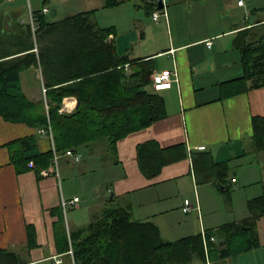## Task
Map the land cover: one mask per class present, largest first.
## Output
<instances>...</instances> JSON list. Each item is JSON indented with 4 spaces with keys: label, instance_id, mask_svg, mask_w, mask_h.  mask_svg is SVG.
Returning <instances> with one entry per match:
<instances>
[{
    "label": "crops",
    "instance_id": "0c3cea01",
    "mask_svg": "<svg viewBox=\"0 0 264 264\" xmlns=\"http://www.w3.org/2000/svg\"><path fill=\"white\" fill-rule=\"evenodd\" d=\"M53 1L57 5L55 0H0V39L7 40L8 50L14 52L22 45L19 42L30 25V13L34 21V13L50 17V11L55 9L56 15L50 18H56L59 9L50 7ZM143 1L125 0L118 6L105 8L103 0H90L94 6L82 11L95 9L92 16L95 15L98 25L114 26L108 41L114 44L119 55L131 59L153 58L154 72L166 69L175 72L172 85L156 91L164 98L165 116L120 139L115 163L104 161L99 151L88 149V159H85L83 148L76 151L79 161L61 155L59 177L40 176L32 161L29 163L33 166L28 163L30 170L16 172L6 146L9 141L35 135L39 150L47 151L52 148L53 139L37 127L0 116V248L12 249L33 264L55 257L63 261L55 239L57 224L62 223L61 214L65 229L77 230L98 215L111 199L117 206L128 209L134 219L155 222L167 240L201 233L205 245V233L228 224L244 226L242 229L253 240L250 249L234 251L213 261L206 259V264H264V149H255L252 124L254 115L264 116V85L225 96L220 88L221 84L244 75L236 36L264 17L249 23L244 12L246 22H242L236 9L243 7L244 1L238 4V0L235 3L163 0L164 6L155 9L163 15L156 20L145 11V16L141 12L131 17L123 13L113 15L114 21H105L110 15V10L105 9L125 11L126 8L120 7L129 3L144 9ZM42 8L48 11L43 12ZM34 51L37 52L36 44ZM27 70L35 80H31L32 84L27 82L26 91L22 81L25 94L34 101L45 99L41 67ZM63 100L67 111L59 109L61 113L72 111L77 104L74 96ZM149 140L157 141L161 147L182 144L185 154L164 165L156 176L147 177L139 168L137 146ZM203 157L214 163L203 167ZM196 162L199 166L194 167ZM216 162L225 164V175L214 165ZM61 176L66 177L65 184ZM189 195L193 207L184 212V200ZM75 196L79 200L70 204V208L89 210L90 217L86 219V216L84 224L74 211L65 213L67 207L64 209L61 204L62 199L71 200ZM223 196L230 206L223 208ZM260 197L262 202L250 206L252 200ZM174 212L178 214L173 216ZM27 224L34 225L38 243L29 252L25 251ZM233 228L232 225L223 231L217 237L218 242L230 237ZM193 261V264H202L197 257L190 262Z\"/></svg>",
    "mask_w": 264,
    "mask_h": 264
},
{
    "label": "trees",
    "instance_id": "16d2710c",
    "mask_svg": "<svg viewBox=\"0 0 264 264\" xmlns=\"http://www.w3.org/2000/svg\"><path fill=\"white\" fill-rule=\"evenodd\" d=\"M124 1L103 0V7L118 6ZM143 2L145 11L152 14L157 0ZM94 11H79L59 19L34 13L35 38L28 25L19 42L22 45L14 52L7 49V40L0 39V116L45 129L60 155L67 149L85 147L91 152L99 151L104 161L115 163L118 141L163 118L166 109L164 98L151 87L153 58L119 55L108 41L114 26L98 25L92 18ZM235 40L241 49L244 75L221 84L222 96L264 85V20L240 30ZM37 65L41 67L46 92L45 99L34 101L25 94L20 73ZM133 79L137 81L124 82ZM67 96H74L77 104L72 111L61 113L59 109ZM252 124L255 149L262 150L264 116L254 115ZM6 146L17 173L30 170L31 161L39 173L53 157L52 148L39 150L35 135L18 137ZM184 154L182 144L161 147L157 141L149 140L137 146L139 168L147 177L156 176L164 165ZM202 163L208 168L214 162L203 157ZM214 165L222 175L226 174L224 163ZM197 166L196 162L194 167ZM262 200L263 197L252 200L250 206ZM111 202L107 200L98 215L73 231L65 229L60 209L62 223L55 230L56 247L68 257L69 264H184L194 257L206 264V259L213 261L253 245L252 237L239 224L205 233V245L201 233L167 240L155 222L134 219L128 209ZM232 225L231 236L218 242L217 237ZM27 234L25 248L29 252L38 246L33 224H27ZM212 236L216 240H211ZM0 264L33 263L12 249L0 248Z\"/></svg>",
    "mask_w": 264,
    "mask_h": 264
},
{
    "label": "rangeland",
    "instance_id": "374dc122",
    "mask_svg": "<svg viewBox=\"0 0 264 264\" xmlns=\"http://www.w3.org/2000/svg\"><path fill=\"white\" fill-rule=\"evenodd\" d=\"M55 1H57V5L55 4L56 2L53 1V3L50 4V7H57L59 9V13L56 16V19L62 18L64 16L68 15V14H71V13H74V12H77V11H82L83 9L91 8V7L94 6L93 3L89 2L90 0H55ZM236 1L237 0H231V2H234V3ZM243 1L245 3L244 6L240 7V8L238 7L236 9V11H238V14H239L240 18L242 19V22H246L245 17H244V12H245V15H247V17H248L247 20H249V23L254 22L256 19H258L260 17H264V0H243ZM105 8H107V7H105ZM108 8H111V7H108ZM120 8H126V9H125V11H124V9H118V10H122V11H116L115 8L114 9H105V10H110L109 11L110 15L106 16V20L105 21H114V20H116V18H114L113 15H117V14L122 16L123 13H124V15H127V16H130V15L136 16L137 13H139V12H141V14H143V15L145 13L144 9H140L141 7H136L135 5H133V3L125 4V7H120ZM129 10H131V11H129ZM98 12H99V10H98ZM159 13L161 15H163L161 13V10H159ZM92 18L94 19L95 15L92 16ZM100 19L101 18L99 17V20ZM145 19H146V17H145ZM161 19H163V21H164V17H162ZM146 20H149V19H146ZM101 21H102V19H101ZM151 22L152 21H149L150 24H152ZM22 79L24 81L25 91L27 89V85H26L27 82L32 84L31 80H35L33 76L31 77V75L29 73V70L23 71ZM67 100L68 99H66V101ZM68 106H70V105H68ZM82 152H84L83 158L88 159V151H87V149L85 147H83V151ZM82 164L83 163L81 162V163L77 164L75 167L77 168V167L81 166ZM61 182L64 183V184L66 183V177L65 176H61ZM68 182H69V180L67 178V183ZM77 189H79V188H77ZM77 192L79 194H81L80 191L77 190ZM187 198L192 201V196L191 195L187 196ZM83 201L85 202V197L84 196H82V202ZM111 203H113V202H111ZM223 205H224L223 208L226 207V205L230 206L229 205V200L226 199L225 196H223ZM95 206H96V204L94 205V207ZM70 207H71L70 205L67 206V209L65 210V213L67 211L68 212L74 211V213L78 217V220L82 221L83 224L85 223L83 221H86V220H84L86 218V216H87L86 219H89L90 216L88 217V214H89V210L88 209H85V208L78 209V207H72V208H70ZM63 211H64V209H63ZM177 214H178L177 212L176 213L174 212L173 216L177 215ZM194 215L196 217L197 214H194ZM199 218L201 219V216ZM64 222H65V220H64ZM83 226H85V225H83ZM165 232L166 231L164 229V233ZM170 237H172V236H170ZM25 251H26V248H25ZM63 260H65L64 264H69V262H67L68 261V257L67 256H63ZM195 260L197 261V259H195ZM53 262H54V259L51 258L50 260H47V261L44 260L43 262H40V263H37V264H53ZM193 263H194V261L190 262L188 264H193Z\"/></svg>",
    "mask_w": 264,
    "mask_h": 264
},
{
    "label": "built area",
    "instance_id": "2783aa9c",
    "mask_svg": "<svg viewBox=\"0 0 264 264\" xmlns=\"http://www.w3.org/2000/svg\"><path fill=\"white\" fill-rule=\"evenodd\" d=\"M243 0H238V4H242ZM43 12H47V8H42ZM160 16L159 11L154 10L152 12V18L153 19H158ZM30 25L32 26L33 31L35 30V26H34V21H33V14L30 13ZM208 44H210V42H208ZM175 74V72L171 71V70H162L159 72H153L151 75V87L154 91H158L162 88H168L172 85L174 78L173 75ZM175 77V76H174ZM42 92L45 94L46 92V87H44V85L42 84ZM65 101L63 100L62 102V107L60 108L61 112L67 111L65 110ZM46 109L48 108V105L45 104ZM39 131L41 133H46V130L43 128H40ZM50 137L52 138V135L49 134ZM200 149H204V146H199ZM52 150H53V157L51 158L50 164L46 167L43 168L39 171V175L40 176H48V175H54L56 177H59V159L61 157V155L59 153H57L55 151L54 145L52 144ZM64 156H68L70 157L72 160L74 161H79L80 160V156L76 151H73L71 149H67L65 150V152L63 153ZM29 165L33 166L32 163H29ZM232 181H234V178L232 177L231 179ZM79 198L77 196L73 197L71 200H65L62 199L61 204L62 207L65 209L68 205L78 201ZM192 204L190 199L186 198L184 200V206H183V211L184 212H189L192 209ZM211 239H213V237H211ZM62 262V259H60L59 257H55L54 258V264H60ZM207 264H209V262H207Z\"/></svg>",
    "mask_w": 264,
    "mask_h": 264
},
{
    "label": "water",
    "instance_id": "95a60500",
    "mask_svg": "<svg viewBox=\"0 0 264 264\" xmlns=\"http://www.w3.org/2000/svg\"><path fill=\"white\" fill-rule=\"evenodd\" d=\"M164 6V4H163V0H158L157 1V9H161L162 7ZM56 15V12H55V9H52L51 11H50V17H54ZM137 81V79H133V80H124V82L125 83H134V82H136ZM242 228H246V227H244V226H241Z\"/></svg>",
    "mask_w": 264,
    "mask_h": 264
},
{
    "label": "bare ground",
    "instance_id": "6f19581e",
    "mask_svg": "<svg viewBox=\"0 0 264 264\" xmlns=\"http://www.w3.org/2000/svg\"><path fill=\"white\" fill-rule=\"evenodd\" d=\"M66 104H68V105H69V104H70V101H69V100H67V101H66ZM70 105H71V104H70Z\"/></svg>",
    "mask_w": 264,
    "mask_h": 264
}]
</instances>
